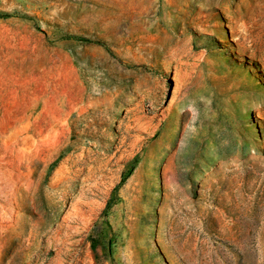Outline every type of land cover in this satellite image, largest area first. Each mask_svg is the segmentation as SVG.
Returning a JSON list of instances; mask_svg holds the SVG:
<instances>
[{
  "label": "rangeland",
  "instance_id": "1",
  "mask_svg": "<svg viewBox=\"0 0 264 264\" xmlns=\"http://www.w3.org/2000/svg\"><path fill=\"white\" fill-rule=\"evenodd\" d=\"M0 264H264V0H0Z\"/></svg>",
  "mask_w": 264,
  "mask_h": 264
},
{
  "label": "trees",
  "instance_id": "2",
  "mask_svg": "<svg viewBox=\"0 0 264 264\" xmlns=\"http://www.w3.org/2000/svg\"><path fill=\"white\" fill-rule=\"evenodd\" d=\"M91 249L94 251V245L93 244L91 245Z\"/></svg>",
  "mask_w": 264,
  "mask_h": 264
}]
</instances>
